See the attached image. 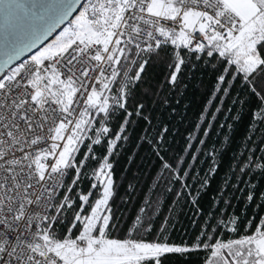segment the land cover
Returning a JSON list of instances; mask_svg holds the SVG:
<instances>
[{
    "label": "snow or ice",
    "instance_id": "6c2138e0",
    "mask_svg": "<svg viewBox=\"0 0 264 264\" xmlns=\"http://www.w3.org/2000/svg\"><path fill=\"white\" fill-rule=\"evenodd\" d=\"M0 36V264H164L171 254L193 251L205 253L204 264H264V216L258 223L249 219L243 234L221 237L222 231L239 232L223 190L214 202L222 200L224 207L208 213L191 245L169 242L168 216L148 239L159 196L171 195L178 204L192 192L189 179L199 181L190 171L194 165L186 169L183 159L173 164L167 158L166 127L141 137L158 162L149 187L156 200L146 196L131 223L124 222L122 237L115 235L121 218L112 203L118 187L111 162L130 140L133 116L150 125L143 103L136 102L135 111L130 106L148 65L156 62L166 65L164 83L173 90L196 62L217 72L207 103L219 97L220 106L204 136L229 97L228 115L233 106L254 102L253 122L264 127V0H2ZM164 50L169 54L162 56ZM225 127H232L227 119ZM97 146L106 148L103 156ZM259 152L234 157L233 174L264 176V146ZM218 154L216 148L207 153L212 166L202 188L218 169ZM246 183L245 203L252 204L255 185ZM259 200L256 206L264 207V192Z\"/></svg>",
    "mask_w": 264,
    "mask_h": 264
},
{
    "label": "trees",
    "instance_id": "16d2710c",
    "mask_svg": "<svg viewBox=\"0 0 264 264\" xmlns=\"http://www.w3.org/2000/svg\"><path fill=\"white\" fill-rule=\"evenodd\" d=\"M168 54V50L161 52L162 56ZM196 65L195 71L182 74V85H178L173 90L171 85L164 83L168 71L166 65L162 62L149 64L143 74L142 83L135 89V101L130 106L131 110L135 111L134 104L136 102L143 103L145 105L143 113L144 116L150 118V125L144 118L133 116V124L129 126L128 130L130 140L119 149L118 156L111 158V162L114 164V178L118 187L112 203L114 209H118L117 216L121 218L119 224L121 231L115 233L117 236L122 237L125 234L127 229L124 222L131 223L138 214L146 196L151 198L150 203L156 200V195L149 191V187L156 173V168L153 165L158 162L153 156V149L142 141L141 137L145 134L154 137L164 127L168 129L164 140V147L168 149L165 153L167 158L173 164L183 159V167L186 169L189 165H194L190 171L193 175H199V181L189 179V183L194 184L192 192L182 198L178 204L172 203L171 195L163 193L159 196V212L154 217V231L149 234L148 239H153L155 231L159 229L165 216H168L170 218L169 242L177 245L184 243L191 245L200 232L204 220L208 217V213L215 211L218 214L220 208L224 207L222 200L218 205L214 202L218 199V193L221 190L224 191L226 197L231 198L232 206L227 209V212L229 214L234 212L239 223L238 233L227 231L220 233L225 241L243 234L249 219L258 223L259 219L264 216V207L256 206L260 203L259 193L264 192V176L233 174V169L236 167L233 163L234 157L245 153L247 149H251L259 156L261 154L259 149L264 146L262 144L264 127L253 122L252 119V109L255 108V103H250L242 109L240 106H233L232 115H228L227 109L231 105L232 99L229 97L223 104L224 110L216 114L215 121L208 129L209 135L204 136V130L208 127V118L212 116L215 108L220 106L219 97L213 105L207 103L217 80V72L211 66L205 67L201 62H196ZM232 95H236L235 90ZM206 109L209 110L206 111ZM202 114L206 117L203 122L200 120ZM122 119V114L117 116L114 127H118ZM225 119L232 125L231 128H220ZM197 124H200L201 127L197 128ZM193 136L196 138L193 139ZM249 137H253V139L249 140ZM201 138L206 141L204 145L199 144ZM189 143L192 146L188 151H185ZM138 144L141 146L137 149ZM197 148L200 151H197ZM213 148L219 150L215 160L218 169L215 175L210 177V184L205 189L201 187V183L212 166L207 153ZM95 150L99 156L106 153V148L102 146H97ZM192 155L197 156L195 161L192 160ZM130 159L132 160L131 164H129ZM90 164L95 166L94 161ZM249 180L255 185L257 196L252 204H246L244 199L250 189V185L246 183ZM129 184L133 185L134 191L129 190ZM233 185L237 189L245 191L241 193L234 190ZM89 186L90 182L85 180L83 190L86 192ZM157 191L159 192V189ZM193 199H196V203L192 202ZM170 208L172 211H169ZM198 211L202 212V215L197 216ZM68 216L71 218V210H68ZM193 219L198 220V224L195 226L192 223ZM59 231L65 232L66 227L61 225ZM204 257L205 253L197 251L184 255L171 254L164 259V264H204Z\"/></svg>",
    "mask_w": 264,
    "mask_h": 264
},
{
    "label": "water",
    "instance_id": "95a60500",
    "mask_svg": "<svg viewBox=\"0 0 264 264\" xmlns=\"http://www.w3.org/2000/svg\"><path fill=\"white\" fill-rule=\"evenodd\" d=\"M28 2L29 3H32L33 2V0H28ZM83 2V0H80V3H82ZM0 9H2V0H0ZM74 17V16H73ZM73 17H69V19H72ZM67 24V22H65V24L64 25H62L61 27H63V26H65ZM59 31V30H58ZM57 31V32H58ZM0 40H2V36H0ZM36 50H38V49H33V51L35 52Z\"/></svg>",
    "mask_w": 264,
    "mask_h": 264
},
{
    "label": "rangeland",
    "instance_id": "374dc122",
    "mask_svg": "<svg viewBox=\"0 0 264 264\" xmlns=\"http://www.w3.org/2000/svg\"><path fill=\"white\" fill-rule=\"evenodd\" d=\"M84 2H85V0H84L82 3H84ZM76 14H78V13H76ZM73 18H74V17H73ZM73 18H72V19H73ZM66 26H67V24H66L65 26H63V27H66ZM63 27H62V28H63ZM62 28H61L60 30H62ZM58 32H59V31H58ZM58 32H57L56 34H58Z\"/></svg>",
    "mask_w": 264,
    "mask_h": 264
}]
</instances>
